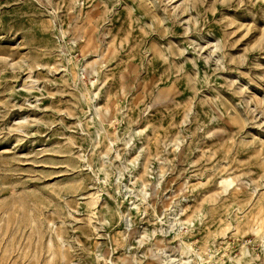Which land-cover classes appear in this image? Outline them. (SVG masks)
Masks as SVG:
<instances>
[{"label": "rangeland", "instance_id": "rangeland-1", "mask_svg": "<svg viewBox=\"0 0 264 264\" xmlns=\"http://www.w3.org/2000/svg\"><path fill=\"white\" fill-rule=\"evenodd\" d=\"M0 264H264V0H0Z\"/></svg>", "mask_w": 264, "mask_h": 264}, {"label": "bare ground", "instance_id": "bare-ground-1", "mask_svg": "<svg viewBox=\"0 0 264 264\" xmlns=\"http://www.w3.org/2000/svg\"><path fill=\"white\" fill-rule=\"evenodd\" d=\"M97 203L96 200H93L92 204L91 205H95ZM258 211V210H257Z\"/></svg>", "mask_w": 264, "mask_h": 264}]
</instances>
